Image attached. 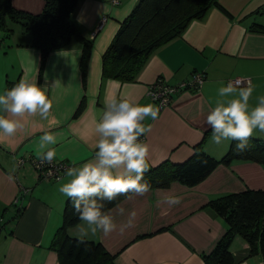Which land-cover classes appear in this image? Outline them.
<instances>
[{
    "label": "crops",
    "instance_id": "crops-1",
    "mask_svg": "<svg viewBox=\"0 0 264 264\" xmlns=\"http://www.w3.org/2000/svg\"><path fill=\"white\" fill-rule=\"evenodd\" d=\"M137 2H78L73 19L91 41L85 73L80 69L78 41L50 51L43 62L37 48L16 40L6 49L2 42L0 94L6 82L35 79L49 88L53 107L48 119L26 116L14 135L0 136V264H59L51 244L69 198L59 192V179L42 180L30 161L38 158L37 144L45 131L57 134L58 143L50 145L57 153L54 160L79 166L97 150L95 123L106 98L125 95L159 108L147 94L158 78L175 85L203 72L205 81L199 90L178 92L169 106L159 110L156 120L145 118L143 124L150 130L139 140L149 146L147 170L166 161L184 163L199 151L219 160L233 141L214 143L207 123L209 110L218 100L233 98L220 97L219 89L229 79L249 77L253 81L250 107L264 96V0H221L224 9L212 7L204 17L191 21L180 37L151 54L135 79L102 78V55ZM12 4L18 10L39 13L43 0H12ZM101 18L105 22L97 30ZM252 137L264 140V132L256 129ZM61 178L67 180L65 174ZM248 188L264 189L263 164L245 159L221 163L196 185L173 180L165 187L150 188L143 196L130 193L131 199L126 196L106 210L114 217L115 231L107 236L89 233L84 238L100 242L114 255V264H204V255L213 251L227 229L207 203ZM165 196H178L181 202L158 204ZM132 211L136 212L133 226L121 232ZM81 223L68 226L66 234L80 238L77 225ZM230 254L232 264L264 263V251L252 254L242 235L234 237Z\"/></svg>",
    "mask_w": 264,
    "mask_h": 264
},
{
    "label": "trees",
    "instance_id": "trees-1",
    "mask_svg": "<svg viewBox=\"0 0 264 264\" xmlns=\"http://www.w3.org/2000/svg\"><path fill=\"white\" fill-rule=\"evenodd\" d=\"M79 1L43 0L40 12L30 13L18 10L12 0H0V46L3 37L13 30V23L18 24L22 34L29 35L25 45L37 48L42 62L50 51L76 40L81 45L80 69L85 73L91 41L82 35L73 19ZM212 7L224 9L219 0H138L132 12L119 24L102 55V78L135 79L156 49L180 37L191 21L204 17ZM16 83L8 85L6 90ZM237 143L233 140L230 150L219 160L199 151L184 163L163 162L146 170L142 183L146 181L150 188L165 187L173 180L196 185L219 164L235 159L253 160L264 165V140L249 138L248 147L243 152L236 151ZM129 194L119 195L112 202L101 201L103 210ZM206 206L224 219L227 229L213 251L204 255V264H232L230 245L236 235L248 240L252 254L264 251V189L248 188L229 193L209 201ZM78 221L69 198L65 203L62 225L51 244L59 264H114V255L100 242L83 238L81 243L80 238L66 234L67 227Z\"/></svg>",
    "mask_w": 264,
    "mask_h": 264
},
{
    "label": "clouds",
    "instance_id": "clouds-1",
    "mask_svg": "<svg viewBox=\"0 0 264 264\" xmlns=\"http://www.w3.org/2000/svg\"><path fill=\"white\" fill-rule=\"evenodd\" d=\"M243 82H229L219 89L221 99L209 110L207 123L212 128V140L221 144L224 140H236V151L243 152L248 147L254 130L264 132V96L257 97L256 106L250 107L253 89ZM49 88L35 79H20L11 89L0 94V136H12L27 117L39 116L48 119L53 107ZM159 108L153 104L141 105L131 97L121 95L106 98L103 109L95 123L96 151L88 161L66 169V177L60 178L59 192L71 199L72 206L83 223L77 225L80 242L89 233L98 231L107 236L116 230L114 217L104 211L101 201L112 202L119 195L129 193L143 196L149 184L143 181L148 167L149 146L139 137L149 131L143 121L147 117L156 120ZM58 143L57 134L45 131L37 144L38 159L41 164H52L56 151L50 145ZM131 199V196H128ZM178 196H165L158 204L175 206L180 204ZM123 209H120L123 214ZM136 212L132 211L126 223L120 226L123 232L132 227Z\"/></svg>",
    "mask_w": 264,
    "mask_h": 264
},
{
    "label": "built area",
    "instance_id": "built-area-1",
    "mask_svg": "<svg viewBox=\"0 0 264 264\" xmlns=\"http://www.w3.org/2000/svg\"><path fill=\"white\" fill-rule=\"evenodd\" d=\"M119 0H112V4H118ZM101 27V24L98 26V29ZM205 81V74L203 72H195L193 77L189 80L183 81L178 84H169L165 82L163 78H158L154 83L150 85V88L148 90V97L151 101L155 102L159 110L164 109L165 107L169 106L174 96L181 91L186 90H199L203 83ZM237 81L243 82L242 86L252 85L253 81L249 77L245 78H232L228 80L229 82H233L234 84ZM33 167L39 172L42 180H58L60 179L65 173L66 169L70 167L65 162L61 161H53L52 164H41L40 160L38 158L31 159L30 160ZM22 163V160L18 161V164L20 165ZM264 264V263H262Z\"/></svg>",
    "mask_w": 264,
    "mask_h": 264
},
{
    "label": "rangeland",
    "instance_id": "rangeland-1",
    "mask_svg": "<svg viewBox=\"0 0 264 264\" xmlns=\"http://www.w3.org/2000/svg\"><path fill=\"white\" fill-rule=\"evenodd\" d=\"M219 2H221V0H219ZM104 22H105V18H101V20H100L101 27L104 24ZM13 24H14L13 25V30L11 31V33L8 36H4L3 37V43L6 42L5 44H7V45H5V48L6 49L9 48L10 46L14 45V42L16 40H19L18 42H22L24 44H26L28 42V40H29V35L28 34H20V36L19 35L17 36L16 32L18 30L17 27H19V26H17L18 24H15V23H13ZM101 27L99 29H97V30H100ZM92 37H91V40L93 39ZM73 42H76V40H73ZM11 84L12 83H9V82L8 83L7 82L5 83V86H6L5 87V91H6L7 86L8 85H11Z\"/></svg>",
    "mask_w": 264,
    "mask_h": 264
}]
</instances>
